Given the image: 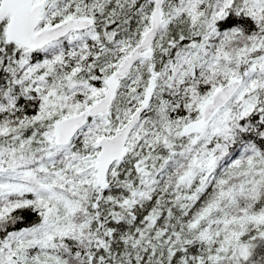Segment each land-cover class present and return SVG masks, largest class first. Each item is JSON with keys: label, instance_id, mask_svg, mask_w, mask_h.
<instances>
[{"label": "snow or ice", "instance_id": "1", "mask_svg": "<svg viewBox=\"0 0 264 264\" xmlns=\"http://www.w3.org/2000/svg\"><path fill=\"white\" fill-rule=\"evenodd\" d=\"M0 264H264V0H0Z\"/></svg>", "mask_w": 264, "mask_h": 264}]
</instances>
